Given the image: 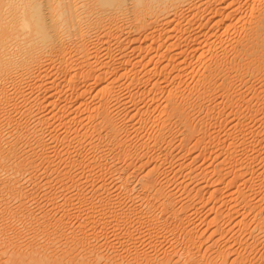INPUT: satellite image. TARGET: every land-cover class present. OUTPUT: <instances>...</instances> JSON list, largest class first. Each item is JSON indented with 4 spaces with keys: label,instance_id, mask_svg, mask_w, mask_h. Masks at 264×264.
Listing matches in <instances>:
<instances>
[{
    "label": "bare ground",
    "instance_id": "6f19581e",
    "mask_svg": "<svg viewBox=\"0 0 264 264\" xmlns=\"http://www.w3.org/2000/svg\"><path fill=\"white\" fill-rule=\"evenodd\" d=\"M259 130L264 0H0V264H255Z\"/></svg>",
    "mask_w": 264,
    "mask_h": 264
},
{
    "label": "rangeland",
    "instance_id": "374dc122",
    "mask_svg": "<svg viewBox=\"0 0 264 264\" xmlns=\"http://www.w3.org/2000/svg\"><path fill=\"white\" fill-rule=\"evenodd\" d=\"M245 94H247V93H245ZM232 116H233V115H232ZM232 116L230 115L229 117L233 118ZM233 121L236 122L237 120H233ZM230 123H232V121H231ZM232 124H233V123H232ZM257 124L259 125V123H256V125H257ZM258 125H257V126H258ZM218 127H221V126H217L216 128L213 127V131H214L213 133L211 132V129H212V128L209 130V131L211 132V134H214V133L216 134V135L214 134L215 137H216V139L220 136L219 131H217V130H220ZM217 128H218V129H217ZM214 129H217V130H214ZM221 129H223V128L221 127ZM221 131H223V133H224V129H223V130H220V133L222 134ZM260 131H261V130H259V133H260V134L257 133V134L259 135V136H258V139L261 138L260 135H261V136L264 135V134H262L264 131H263V130H262V132H260ZM210 132H209V134H210ZM217 133H218V134H217ZM237 133H238V132H237ZM211 134H210V135H211ZM211 136L213 137V135H211ZM215 137H214V138H215ZM263 137H264V136H263ZM263 137H262V138H263ZM219 138H221V136H220ZM219 138H218V139H219ZM262 138H261V139H262ZM218 139H217V141H219ZM223 139H224V138L221 139L222 141H224L223 143H221V141H219V142H220L221 144H225L226 146H225V147L223 146V147H224L225 149H227V145L229 144V143H228L229 140L226 139V140H227V141H226L225 139H224V140H223ZM261 139H259V143L261 142ZM225 141H226V142H225ZM220 143H218L219 148L222 147V145H220ZM227 143H228V144H227ZM263 143H264V141L262 142V148H261V146L258 148V146L261 145V144H259V145L257 146V148L259 149V151H264ZM223 147H222V149H224ZM257 148H256L255 150H252V151H255V154L250 150L251 153L249 154V156H250L251 154H252V155L254 154L252 157L250 156V158H253V157H255V156L257 155V153H258V152H257V150H258ZM260 149H261V150H260ZM195 152L197 153L198 151L196 150ZM196 153H195V154H196ZM259 153H260V152H259ZM198 154H200V153H198ZM198 154H196V155H198ZM213 156H214V159H215V158L217 159V157H215V155H212V156H210V157L213 158ZM194 157H195V156H194ZM197 157H198V158H197ZM199 157H200V158H199ZM204 157H205V156H202V155H200V156H196V157H195V158H197V159H196V162H195V159L192 158V161H194V162L196 163V164H193V165H195V169L198 167L196 170H194V173H195V174H197L198 169L200 170V171H198L199 173L202 172L204 169L206 170V168H210V167H211L210 170L213 171L212 169L215 167V164H216V163H217V165H219V164L221 165V162H222V161H220V163H219V160H218V159H220V160L223 159V158L220 156V157H218V159H217L218 161L215 162L216 159H215V160H214V159H211V158L209 159V157H207V156L205 157L206 159H204ZM244 158H245V157H244ZM247 158H248V157H247ZM255 159L257 160V163L255 164L256 161L254 162V167H255V166H258V163L260 162V161H258L259 159H257V158H255ZM190 160H191V159H190ZM212 161H214V162H212ZM218 163H219V164H218ZM120 164H122V165L124 166V163H119V166H121ZM209 164H210V165H209ZM217 165H216V167H217ZM206 166H208V167H206ZM193 167H194V166H193ZM205 167H206V168H205ZM212 167H213V168H212ZM201 168H202L203 170H202ZM256 168H257V167H256ZM256 168H255V169H256ZM214 169H215V168H214ZM138 171H140V170H138ZM195 171H196V172H195ZM206 171H207V170H206ZM208 171H209V170H208ZM211 171L208 172L207 176H209V175L213 176V174L211 173ZM121 172H124V173H125V171H123V170H122ZM140 173H142V171H141ZM140 173L138 172V174H136L137 176L134 175V176H136V177L132 176V177H133V179H131L132 182L129 183V184L132 185V186H131V185H130V186L133 188V190H134L133 193H135V194H140L141 191H142L141 181L138 180V179H139V176H140ZM204 173H205V171H204ZM138 175H139V176H138ZM249 175H250V174H249ZM249 175H248V176H249ZM214 176H215V175H214ZM214 176L211 177V178L213 179V181H214V179H215ZM137 178H138V179H137ZM207 178H208V181H209L211 184L213 183V185H214V182H213L212 180L210 181L211 178L206 177V179H207ZM117 181H118V180H117ZM119 181H120V180H119ZM208 181H206V182H208ZM187 182H188V181H187ZM216 182H217V181H216ZM216 182H215V183H216ZM217 183H218V182H217ZM112 185H113V184H112ZM217 185H218V184H215L214 186H217ZM177 186H178V185H177ZM221 186H222V184L220 185V187H221ZM111 187H115L114 190L117 188L116 185H115V186L113 185V186H111ZM134 187H135V188H134ZM174 187L176 188V184L174 185ZM223 187H224V185L222 186V188H223ZM172 188H173V186H172ZM176 189H177V188H176ZM223 189H224V188H223ZM114 190H113V191H114ZM42 191H43V190H42ZM42 191H41V192H42ZM116 191H117V193L119 192V191L116 189L114 192H112L111 195L113 196L114 194H117ZM113 193H114V194H113ZM41 194H43V193H41ZM69 194H70V193H69ZM39 195H40V194H39ZM263 195H264V194H263ZM41 196H42V195H40V197H41ZM40 197H38V198H40ZM76 199L78 200L79 198H76ZM78 201H79V200H78ZM61 202H62V199L59 198V200H58V204H61ZM138 202H139V201H138ZM140 204H142V203H140ZM140 204H139V206L142 207ZM142 205H143V204H142ZM247 207H250V206H247ZM247 207H244V209H245V208L247 209ZM143 208H144V206H143ZM244 209H243L244 212L242 211V213H243V215L245 216L246 214H244V213H245V212L247 213V211H250V208H248L247 210H246V209L244 210ZM204 210H205V209H204ZM208 210H209V209H208ZM208 210L206 209V212H208ZM202 212H203L204 214L206 213V212H204V211L201 210V213H202ZM203 213H202V215H203ZM251 213H252V211H250L249 213H247L246 216H247L248 218L252 217L254 213H252V214H251ZM248 214H250V217L248 216ZM243 215H242V216H243ZM203 216H205V215H203ZM199 217H202V216H199ZM237 219H238V217H237ZM251 219L253 220V218H250V219H248V220L252 221ZM196 220H197L196 222L198 223V224L196 223V224L198 225L197 228L200 227V228H198V229H199V230L201 229V231H203V230L205 229V225H204L203 223H201V222H202V218H198V217H197ZM199 220H200V221H199ZM198 221H199L201 224H200ZM233 222H234V221H233ZM231 223H232V222H231ZM231 223H230V224H231ZM230 224H229V225H230ZM232 224H233V223H232ZM200 225H201V226H200ZM203 225H204V227H203ZM233 225L236 226V225H237L236 222H235ZM230 226L232 227V225H230ZM203 228H204V229H203ZM233 228L235 229L236 227H233ZM233 228H232V229H233ZM232 229H231V230H232ZM234 229H233V231H234ZM231 230H230L229 233H231V232L233 233V231H231ZM237 231H239V228L237 229ZM237 231H235V233L237 234V236L240 237V236L242 235V234L240 233L241 231H240L239 233H237ZM229 233H228V234H229ZM232 233H231V234H232ZM228 234H226V235H227V239L232 238V235L229 234V235H231V236H229ZM239 234H240V235H239ZM228 237H229V238H228ZM225 238H226V237H225ZM262 238H263V237H262ZM262 238H261L260 242L258 243V245H257V247H256V252H255L256 254L253 255V257L255 256V258H257V256H258V257H259V258H257L258 260H257V259H256V260L253 259L252 256H251L252 259L250 258L251 260L254 261V263H255V262L258 263L259 261H260V263H262V261H263V260H261V257H262V256H263V259H264V249H262L263 246L261 245V244H264V242H263L264 240H262ZM111 239H112V238H111ZM111 239H110V241H111ZM263 239H264V238H263ZM112 240H113V241H112L113 243L111 242V243H112L111 245L113 246V248L116 247L115 249H117V248L119 249V247H121V245H123V243H122V244H121V243H118V244H117V241L114 242V240H116V239H114V238H113ZM113 244H114V245H113ZM179 244H180V243H179ZM259 244H260V245H259ZM117 245H118V247H117ZM181 245H182V244H181ZM181 245H178L177 247H178V248H179V246L182 247ZM139 246H143V245H140V243H139ZM234 246L236 247V244H235ZM113 248L111 249L112 251H113ZM168 248H170V244H169V247H168V243L164 242V244L162 245V250H165V249L167 250ZM257 248H258V250H259L258 252H257ZM107 251H109L108 254L111 253L110 255H112L113 252H111L110 250H107ZM262 252H263V253H262ZM259 253H260V255H258ZM262 254H263V255H262ZM256 255H257V256H256ZM260 256H261V257H260ZM259 259H260V260H259ZM251 260L249 261V260L247 259L248 262L246 261V263L251 262ZM257 261H258V262H257ZM251 263H253V262H251ZM256 263H255V264H256ZM260 263H258V264H260ZM249 264H250V263H249ZM262 264H263V263H262Z\"/></svg>",
    "mask_w": 264,
    "mask_h": 264
}]
</instances>
